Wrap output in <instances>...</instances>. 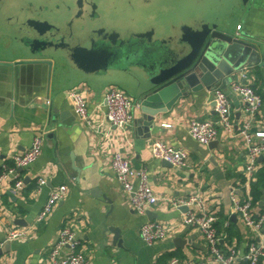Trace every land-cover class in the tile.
I'll return each instance as SVG.
<instances>
[{
  "label": "crops",
  "instance_id": "obj_1",
  "mask_svg": "<svg viewBox=\"0 0 264 264\" xmlns=\"http://www.w3.org/2000/svg\"><path fill=\"white\" fill-rule=\"evenodd\" d=\"M214 1L187 0L192 5L186 13L174 11L169 29L151 25L136 28V23L134 36L112 47L97 45L96 58L86 61L81 57L79 62L88 69L62 61V56L52 62L51 72L35 65L13 68L0 64V172L14 165L13 156L28 149L36 134L43 135L39 157L27 167L17 168L23 189L15 191L12 180L0 186V238L12 229L26 231L25 237L10 241L8 247L4 246L7 241L4 243L0 264H38L47 257L59 229L67 222L77 232L85 264H167L171 259L177 264H214L198 229L182 222L187 209L173 205V201L192 194L201 197L216 215L218 232L227 234L222 245L234 246L243 260L249 243L255 241L264 247V228L259 232L245 228L233 213L231 202L232 195L241 199L251 196V183L247 187L244 172L248 152L238 128L245 121H251L254 131L264 128L263 52L258 62L247 60L225 89L235 123L233 134L221 132L215 141L204 145L188 133L192 119L216 118L213 91L220 85L182 97L169 111L158 114L150 129L137 121L142 113L138 99L149 87L147 72L159 60V49L171 45L168 39L179 37L182 25L194 27L222 14L229 17L230 30L264 43V0H249L239 14L230 11L238 0H223L220 8ZM25 13L16 12L20 20L13 21L8 18L12 13L0 8V49L2 42L9 45L13 38L26 37L28 26L18 30L25 22ZM144 31L150 39L144 37ZM5 60L0 58V63ZM233 82L249 84L260 94L262 104L254 116L248 115L243 101L231 91ZM111 87L123 90L135 101L132 123L124 130L104 118V97ZM71 90L87 102L90 125L79 122L67 96ZM53 112L56 120L51 125ZM156 139L185 150V166L165 167L155 158L150 146ZM116 152L133 168L148 172L158 201L142 214L132 209L110 167V157ZM263 164L264 154L258 159V169ZM39 178L46 183L37 190ZM61 185L67 187L65 197L43 222L36 223L49 192ZM148 221L167 229L162 240L150 245L139 235L140 227ZM108 227L119 229L120 242L113 240Z\"/></svg>",
  "mask_w": 264,
  "mask_h": 264
},
{
  "label": "built area",
  "instance_id": "obj_2",
  "mask_svg": "<svg viewBox=\"0 0 264 264\" xmlns=\"http://www.w3.org/2000/svg\"><path fill=\"white\" fill-rule=\"evenodd\" d=\"M236 30H240V25L236 26ZM230 89L243 101L248 115L254 116L262 104L260 94L251 85L241 82L231 83ZM67 96L79 122L87 126L90 125L88 105L80 93L71 90ZM104 99L106 122L123 130L130 126L135 106L133 98L123 90L111 87L106 91ZM213 100L216 112L214 120L192 119L188 124L189 135L204 145L215 141L221 132L231 135L235 131L230 102L225 91L220 88L215 89ZM163 126L168 127L169 124ZM251 126V121H245L238 128V134L245 141L248 152L244 169L247 187L255 178L259 157L264 154V128L254 131ZM42 144L43 135L38 133L33 137L28 149L15 154L13 156L14 165L5 167L0 172V186L3 181L12 180L13 189L15 191L22 190L24 182L17 172V168L27 167L34 162L41 154ZM150 151L155 158L165 160L178 168L185 166L188 156L185 150L174 148L158 139L152 142ZM110 167L123 191L127 193L128 202L135 212L142 214L157 203L158 197L150 185L146 169L133 168L130 162L119 152L111 155ZM45 183V179L39 178L36 189L40 190V187ZM66 193L67 187L65 185L51 190L43 209L36 217V223L43 222L54 206L65 197ZM231 202L233 213L239 217L245 228L253 232H259L264 228V201L258 207L253 204L251 196L247 194L242 199L232 195ZM173 205L176 208L181 206L187 208L183 213L182 222L188 227L198 229L203 237L208 255L214 264H264V247L258 242L249 243L244 260L238 256L234 246L222 245V242L227 241V234L218 232L216 215L206 207L204 200L198 195L192 194L178 199L173 201ZM166 233L167 229L156 221L144 223L139 230L141 239L149 245L162 240ZM25 235V229L10 230L4 238H0V249L6 241H14L25 237ZM38 264H85V255L80 250L77 232L70 223H65L59 229L47 257ZM167 264H177V260L171 259Z\"/></svg>",
  "mask_w": 264,
  "mask_h": 264
},
{
  "label": "water",
  "instance_id": "obj_3",
  "mask_svg": "<svg viewBox=\"0 0 264 264\" xmlns=\"http://www.w3.org/2000/svg\"><path fill=\"white\" fill-rule=\"evenodd\" d=\"M81 1L78 0L79 10L82 7ZM111 1L115 3L117 0ZM248 1L238 0L237 5L230 11L239 14ZM122 3H125V0ZM86 5L89 6V4ZM130 6L131 4L127 5V7ZM111 10L112 8H109V16H103V25H96L97 27L93 28L94 31H90V43H87L83 37L88 31L84 30L81 25H77V22L72 25V18L66 21L67 14L61 10L43 17L38 16L35 20L25 19V22L18 26V30L23 31L21 27L25 26H28L30 30L24 32L26 37L13 38L12 44L7 45L2 42L0 58L6 60L1 61L3 63L0 64L13 68L24 64L35 65L47 72L50 71L52 62L61 59L60 56H62V61L67 60L71 64L88 69L87 66L81 65L79 60L81 57L86 61L93 56L96 58L97 45L106 44L112 47L120 44L122 39L134 36L135 17L131 16L129 20L122 22L120 20L122 18ZM73 18L78 21L79 16L76 15ZM194 25V27L182 25L179 37L168 39V41L172 40L171 45L159 49V60L155 62L154 69L147 72L149 87L138 99L142 113L137 120L145 128H152L158 114L169 111L179 99L190 92L209 91L215 85H220V89L225 91L233 75L243 67L247 60L258 62L262 52L264 56L263 42L248 37L247 34L235 33L220 17L215 16L214 21ZM144 32V37L150 39L149 33ZM81 40L85 41L83 46H72ZM109 55L113 57L114 54ZM18 56H23L21 57L23 59L8 61ZM30 56L36 59L28 58ZM55 120L53 112L51 125H54ZM262 158L263 155L259 157V161ZM162 163L165 167L171 166L165 160H162ZM184 209L187 208L184 207ZM109 231L114 235L113 240L120 242L119 229L110 227ZM9 242L7 241L4 246L8 247Z\"/></svg>",
  "mask_w": 264,
  "mask_h": 264
},
{
  "label": "flooded vegetation",
  "instance_id": "obj_4",
  "mask_svg": "<svg viewBox=\"0 0 264 264\" xmlns=\"http://www.w3.org/2000/svg\"><path fill=\"white\" fill-rule=\"evenodd\" d=\"M147 1L149 0H143V2ZM81 2L82 7L79 10L78 0H0V8H7V11L12 13L8 16V18L12 17L13 21L20 20L18 17L19 14H16V12H26V20H35V18H38V16L43 17L45 15L51 14V12L54 13L57 10H61L67 14L66 21L72 18V25L74 22H77V25H81L84 30L88 31V33L83 37L87 43H90V31H94L93 28H96V25H103V16L110 15L109 8L115 9V3L111 0H82ZM109 2L111 3L110 5ZM86 4H89V6ZM105 9L107 10L104 14ZM118 14L119 13H116V15ZM76 15L79 16L78 21L73 18ZM99 37L101 38V35H99ZM85 41H78L72 46H83Z\"/></svg>",
  "mask_w": 264,
  "mask_h": 264
},
{
  "label": "rangeland",
  "instance_id": "obj_5",
  "mask_svg": "<svg viewBox=\"0 0 264 264\" xmlns=\"http://www.w3.org/2000/svg\"><path fill=\"white\" fill-rule=\"evenodd\" d=\"M186 1L187 0H149L147 2H143V0H125V3H122L123 0H117L115 2V9H112L111 12L119 13L118 17L122 18L120 19L122 22L129 20V17L131 16L135 17L137 23L136 28L151 25L155 29H158L159 27L169 29V26L172 24L174 11L178 10L181 13H186L188 6L192 5ZM126 4H131V6L127 7ZM214 4L217 8H220L222 5L224 6L223 0H216L214 1ZM219 15L221 20L229 26V17H223L222 14Z\"/></svg>",
  "mask_w": 264,
  "mask_h": 264
},
{
  "label": "trees",
  "instance_id": "obj_6",
  "mask_svg": "<svg viewBox=\"0 0 264 264\" xmlns=\"http://www.w3.org/2000/svg\"><path fill=\"white\" fill-rule=\"evenodd\" d=\"M255 180L251 182V197L253 204L259 206L263 198L264 190V164L255 173Z\"/></svg>",
  "mask_w": 264,
  "mask_h": 264
}]
</instances>
